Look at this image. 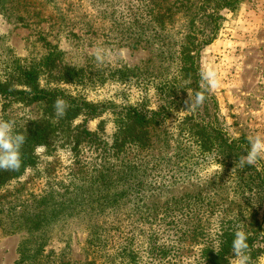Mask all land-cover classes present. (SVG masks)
<instances>
[{"label": "trees", "instance_id": "obj_1", "mask_svg": "<svg viewBox=\"0 0 264 264\" xmlns=\"http://www.w3.org/2000/svg\"><path fill=\"white\" fill-rule=\"evenodd\" d=\"M243 1L136 0L135 7L128 8V20L118 25L120 39L133 47L156 50L161 62H169L173 69L159 78L156 89L164 98L156 109L143 104H90L61 89L41 88L43 75L68 84L84 78L81 68L56 66L61 54L56 49L16 66L17 76L0 79L1 97L41 111L37 118L17 127L26 136L21 149L23 164L19 171L0 170V188L36 163L38 147L66 146L77 164L82 150L94 155L86 174L66 186L57 200L52 199V192L49 198H42L43 207L39 205L27 219L31 244L18 245L14 264H64L54 250L45 253L43 249L56 228L67 221L87 225L91 264H230L238 225L248 234L251 261L257 264L264 254V171L240 167L239 157L246 155L248 144L243 138L234 139L223 127L219 107L209 92L195 110L186 108L187 98H179L186 88L193 96L202 90L200 52L216 39L224 12ZM57 97L71 105L63 118L55 117ZM178 111L186 113L170 122ZM106 112L113 116L110 141L72 124L79 116L94 118ZM210 162L219 166L214 173L218 176V204L215 192L207 196L201 191L185 193L163 202L156 199L158 191L193 181L198 167ZM216 183L210 180L208 187ZM211 220L215 225L206 226ZM185 221L191 227L180 228L176 234L173 229ZM188 238L200 243L197 257L192 262L170 263L183 252Z\"/></svg>", "mask_w": 264, "mask_h": 264}, {"label": "rangeland", "instance_id": "obj_2", "mask_svg": "<svg viewBox=\"0 0 264 264\" xmlns=\"http://www.w3.org/2000/svg\"><path fill=\"white\" fill-rule=\"evenodd\" d=\"M135 5L136 0H0V79L10 74L17 76L16 66H25L56 49L61 53L56 66L81 68L84 78L80 83L68 84L50 81L43 75L41 88L61 89L64 94L90 104H143L156 109L164 98L156 89L159 78L173 69L169 62H161L156 50L133 47L120 39L118 25L128 20L127 10ZM48 43L53 46L49 48ZM96 47L113 52L126 49V55L100 65L93 56ZM199 66L200 71L211 67L219 74L221 87L209 92V96L215 98L219 119L227 132L246 142L248 136L264 133V0H244L236 9L224 12L216 39L200 52ZM188 90L191 89L186 88L185 95L180 93L179 98H187ZM40 113L39 107L9 103L0 96V118L14 120L16 132L17 127L25 126L27 120ZM184 113L178 111L170 122ZM72 124L97 132L105 141H110L114 133L109 112L94 118L79 116ZM38 148L36 163L0 188V264H14L18 260V245L31 244L27 219L39 205L43 207L42 198H49L52 192V199L57 200L66 186L77 183L86 174V166L94 158L87 149L82 150L77 164L74 153L66 146L43 151ZM216 171L218 165L214 162L202 164L193 181L158 191L156 199L163 202L185 193L201 191L202 196H207L215 192L218 204ZM210 180L217 181L215 186L208 187ZM208 224L215 222L205 223ZM190 227L185 221L173 230L179 235L180 228ZM86 228L84 221H67L58 226L44 245V252L54 250L64 264H91ZM183 245V252L171 258L170 263L192 262L197 257L200 243L188 238ZM230 264H234V258ZM257 264H264V260L258 259Z\"/></svg>", "mask_w": 264, "mask_h": 264}, {"label": "clouds", "instance_id": "obj_3", "mask_svg": "<svg viewBox=\"0 0 264 264\" xmlns=\"http://www.w3.org/2000/svg\"><path fill=\"white\" fill-rule=\"evenodd\" d=\"M126 55V49H120L117 52L104 47H96L93 50V56L97 64L103 65L110 63L114 59H123ZM201 91H197L193 98L191 90L187 92V99L184 104L187 109L203 105L206 100V92H213L221 87V79L216 70L211 67H204L200 71ZM71 107L69 102L62 97H57L53 103L56 118L66 116L68 109ZM26 142V136L15 131V121L0 118V170L19 171L22 167V147ZM246 155L239 157L240 167L245 165L254 166L257 171H264V133H256L247 137ZM38 151H43L39 147ZM219 167V166H218ZM231 245L234 264H252L249 254L248 234L241 226H237L233 233ZM264 260V257L258 258Z\"/></svg>", "mask_w": 264, "mask_h": 264}]
</instances>
